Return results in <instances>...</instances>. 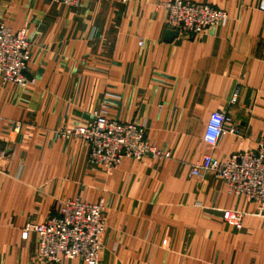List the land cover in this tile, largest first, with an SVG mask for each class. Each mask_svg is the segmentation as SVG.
Wrapping results in <instances>:
<instances>
[{
  "label": "crops",
  "instance_id": "0c3cea01",
  "mask_svg": "<svg viewBox=\"0 0 264 264\" xmlns=\"http://www.w3.org/2000/svg\"><path fill=\"white\" fill-rule=\"evenodd\" d=\"M168 1L0 0V23L26 31L34 82L20 88L0 76V264H53L38 255L27 225L55 216L66 199L105 203L99 264H264L258 205L212 172L191 174L206 154L225 161L264 151L261 0H185L228 19L205 36L170 41ZM214 112L238 133L212 148L204 132ZM96 116L143 126L171 158H125L106 172L82 141L60 133ZM222 210L244 212L243 228L226 225Z\"/></svg>",
  "mask_w": 264,
  "mask_h": 264
},
{
  "label": "built area",
  "instance_id": "2783aa9c",
  "mask_svg": "<svg viewBox=\"0 0 264 264\" xmlns=\"http://www.w3.org/2000/svg\"><path fill=\"white\" fill-rule=\"evenodd\" d=\"M82 0H50L66 7L78 6ZM166 26L177 33V39L187 40L205 36L209 29L228 19L223 10L206 3L185 0H169ZM259 9L264 12V0ZM143 44L142 41L139 43ZM31 61L30 43L26 31L13 33L0 23V76L5 84L25 88L33 84L26 76ZM239 98V88L231 97V104ZM231 119L227 114L214 112L207 121L204 142L217 146L226 134L238 133L235 128L226 129ZM20 129V126H17ZM61 136L77 139L86 146L88 160L106 172L117 169L125 158L143 160L150 156L159 160L170 159L171 153L162 152L151 145L147 130L135 123L109 120L96 116L84 126L65 128ZM212 172L229 188L230 193L244 196L258 205V215L264 213V151L239 152L228 160L219 161L206 154L191 167V174L201 177ZM106 205L104 202L88 204L80 200L59 201L56 215L41 224H28L27 230L37 235V253L49 263L62 260H81L85 264H99L106 234ZM245 213L238 210H222L221 219L229 227L240 231Z\"/></svg>",
  "mask_w": 264,
  "mask_h": 264
},
{
  "label": "water",
  "instance_id": "95a60500",
  "mask_svg": "<svg viewBox=\"0 0 264 264\" xmlns=\"http://www.w3.org/2000/svg\"><path fill=\"white\" fill-rule=\"evenodd\" d=\"M173 37H177V33L175 31L170 30L166 32L167 41L172 40Z\"/></svg>",
  "mask_w": 264,
  "mask_h": 264
},
{
  "label": "rangeland",
  "instance_id": "374dc122",
  "mask_svg": "<svg viewBox=\"0 0 264 264\" xmlns=\"http://www.w3.org/2000/svg\"><path fill=\"white\" fill-rule=\"evenodd\" d=\"M86 125V124H85ZM79 126V125H78ZM81 126V125H80ZM82 126H84V125H82ZM75 127H77V126H75ZM72 128H74V127H72Z\"/></svg>",
  "mask_w": 264,
  "mask_h": 264
}]
</instances>
